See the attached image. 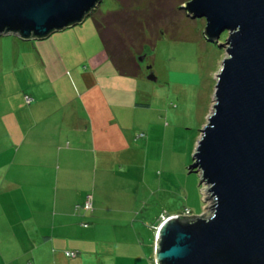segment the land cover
<instances>
[{
    "label": "rangeland",
    "instance_id": "rangeland-1",
    "mask_svg": "<svg viewBox=\"0 0 264 264\" xmlns=\"http://www.w3.org/2000/svg\"><path fill=\"white\" fill-rule=\"evenodd\" d=\"M190 1L102 0L82 24L42 41L55 46L67 70L58 82L43 81L48 85L44 88L43 83H37L41 65L36 64V71L31 67L35 53L43 52L38 45L41 41L0 37V151L9 149L2 118L10 110L23 111L10 94L15 88L12 79L24 78L27 92L40 97L38 105L26 109L31 111V122H36L38 113L59 118L67 112L69 103L78 106V72L87 69L86 58L103 47L107 58L106 50L116 51L115 61L121 59L130 70L138 69L136 77L130 78L132 104L125 115L133 119L128 122L130 150L119 155L114 168L102 165L96 172L95 197L105 220L115 224V236L104 248L107 256L100 255L102 262L84 264H149L138 259L127 262L122 254L131 246L141 254H153L162 215H181L185 208L194 217L210 215L206 187L199 174L188 168L212 112L216 76L226 56L220 45L226 34L214 42L207 41L203 34L205 20L192 18L179 8ZM83 52L89 54L85 57ZM66 55L70 57L68 62L64 61ZM140 56L145 58L137 62ZM12 68L17 69L12 72ZM151 73L155 81L146 79ZM122 91V87L116 91L118 96ZM55 123L47 121L36 130L45 134ZM85 167L90 169L89 165ZM74 254L69 258H75Z\"/></svg>",
    "mask_w": 264,
    "mask_h": 264
},
{
    "label": "water",
    "instance_id": "water-1",
    "mask_svg": "<svg viewBox=\"0 0 264 264\" xmlns=\"http://www.w3.org/2000/svg\"><path fill=\"white\" fill-rule=\"evenodd\" d=\"M101 1L0 0V37L48 39L82 24ZM179 8L205 20L207 41L226 34L212 112L188 168L206 187L210 215L167 217L152 261L264 264V0H191ZM146 79L155 81L152 73Z\"/></svg>",
    "mask_w": 264,
    "mask_h": 264
},
{
    "label": "crops",
    "instance_id": "crops-1",
    "mask_svg": "<svg viewBox=\"0 0 264 264\" xmlns=\"http://www.w3.org/2000/svg\"><path fill=\"white\" fill-rule=\"evenodd\" d=\"M42 41L38 45L43 52H36L31 63L34 71L36 64L41 65L37 83L58 82L67 70L55 46ZM103 51L86 58L87 69L76 77L79 104L69 103L59 118L38 113L36 122H31V111L26 109L38 105L40 97L32 94L33 89L27 92L24 78L12 79L15 88L10 94L23 111L10 110L2 118L9 149L0 151V264H84L107 256L104 248L113 241L115 224L105 220L95 197L96 172L102 165L114 168L119 155L130 150L128 122L133 119L125 116L132 104V78L119 75ZM64 61L70 57L66 55ZM46 83L41 86L47 87ZM26 95L33 100L29 105L23 99ZM52 120L56 122L48 126L52 131L36 130ZM89 194L93 212L76 213V204ZM71 252L75 258L66 257ZM122 255L127 262L138 259L149 264L153 256L134 246Z\"/></svg>",
    "mask_w": 264,
    "mask_h": 264
},
{
    "label": "trees",
    "instance_id": "trees-1",
    "mask_svg": "<svg viewBox=\"0 0 264 264\" xmlns=\"http://www.w3.org/2000/svg\"><path fill=\"white\" fill-rule=\"evenodd\" d=\"M103 46H105L104 44H103ZM104 48V50H105V47H103ZM115 52L116 51H113L112 53L111 52H109V51H107L106 50V53H107V55H108V58H109V60H110V62H111V64H113V66H114V68H115V70L121 75V76H125V77H130V78H132V77H136V75H137V71L136 70H138V69H132V70H130L129 69V66H125L124 64H123V62L121 61V59L120 60H118V61H115V57L117 56L116 54H115ZM137 61V60H136ZM138 62V61H137ZM25 97V96H24ZM24 99V102H25V98H23ZM25 104L27 105V103L25 102ZM91 197V204H92V210H91V212H93V210H94V205H93V196H92V194H89L88 196H86L85 197V199H84V201L86 200V198L87 197ZM83 201V202H84ZM76 212V211H75ZM83 212H90V211H83ZM77 213V212H76ZM81 213V212H80ZM168 217V216H167ZM67 257V256H66ZM151 263H153V261L151 262Z\"/></svg>",
    "mask_w": 264,
    "mask_h": 264
},
{
    "label": "built area",
    "instance_id": "built-area-1",
    "mask_svg": "<svg viewBox=\"0 0 264 264\" xmlns=\"http://www.w3.org/2000/svg\"><path fill=\"white\" fill-rule=\"evenodd\" d=\"M32 98L30 97H27L25 98V102L29 105L31 104L32 102ZM92 210V204H91V197H87L86 200L84 202H82L81 204H76L75 206V211L80 213V212H83V211H90L91 212ZM181 216L183 217H193V215L191 214V212L188 210V209H185L182 213H181ZM167 217H164L163 215L161 216V223L166 219ZM160 223V224H161ZM159 224V225H160ZM83 227H87L86 224H83ZM158 229V228H157ZM157 231V230H156ZM66 256L67 257H74L75 254L74 253H66ZM154 264V263H152Z\"/></svg>",
    "mask_w": 264,
    "mask_h": 264
}]
</instances>
